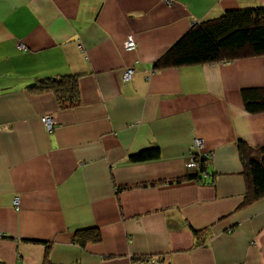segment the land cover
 I'll return each instance as SVG.
<instances>
[{"label":"crops","instance_id":"1","mask_svg":"<svg viewBox=\"0 0 264 264\" xmlns=\"http://www.w3.org/2000/svg\"><path fill=\"white\" fill-rule=\"evenodd\" d=\"M257 6L264 0H0V261L264 264V196L243 203L237 148L264 144V111L242 99L264 87V54L153 68L191 25ZM66 75L76 105L28 88ZM143 149L158 157L129 159ZM190 151L211 156L202 180L186 177ZM90 226L100 240L80 246L74 232Z\"/></svg>","mask_w":264,"mask_h":264},{"label":"trees","instance_id":"2","mask_svg":"<svg viewBox=\"0 0 264 264\" xmlns=\"http://www.w3.org/2000/svg\"><path fill=\"white\" fill-rule=\"evenodd\" d=\"M260 54H264V6L232 9L191 25L153 62V68L228 61ZM28 88L35 92L52 91L61 106L76 105L79 101L74 76L41 78ZM242 99L248 112L264 111V87L243 89ZM237 148L247 184L243 203H250L264 196V144L250 146L238 141ZM157 157L156 149H143L129 155L132 161ZM197 160L200 169L186 177L202 180L201 172L206 170L208 162L204 157ZM73 239L83 246L87 241L100 240V232L95 226L79 228ZM0 264L5 263L0 261Z\"/></svg>","mask_w":264,"mask_h":264},{"label":"built area","instance_id":"3","mask_svg":"<svg viewBox=\"0 0 264 264\" xmlns=\"http://www.w3.org/2000/svg\"><path fill=\"white\" fill-rule=\"evenodd\" d=\"M168 1V0H165ZM136 43L133 39V37L131 35H128L126 40L124 41V47L127 50L133 49L135 47ZM19 48H22V45H18ZM134 72V68L131 66H127L125 67V69L122 72V79L124 81L130 79V77L132 76ZM41 122L44 125L45 129L47 131H51L53 129L54 126V120L53 117L51 115L45 114L41 116ZM199 141L197 139L194 140L193 145H198ZM202 157H204L207 162L209 163V159H210V154L209 153H204V154H197L194 153L192 151L187 152L184 156H183V164L186 170H199L200 166H199V161L197 159H201ZM201 176L202 178H205L207 176V172L206 170L201 172ZM14 205L18 204V198L15 197L13 200Z\"/></svg>","mask_w":264,"mask_h":264}]
</instances>
